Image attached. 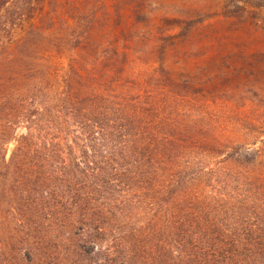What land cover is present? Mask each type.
<instances>
[{"label":"rangeland","instance_id":"obj_1","mask_svg":"<svg viewBox=\"0 0 264 264\" xmlns=\"http://www.w3.org/2000/svg\"><path fill=\"white\" fill-rule=\"evenodd\" d=\"M17 16L0 10V69L16 56L28 76L50 71L51 95L64 105L39 121L36 139L52 136L74 159L65 167L44 154L36 161L32 146L19 150L41 114L1 97L17 80L0 88V264H177L169 226L223 214L213 197L237 195V180L248 179L236 166L264 170V0H45L26 21ZM71 69L83 72L78 82L66 78ZM135 104L146 123L125 137L137 146L130 167L115 169L110 152L126 147L115 140L117 115ZM157 124L170 140L153 137ZM227 154L240 162L225 164L219 181L180 183L187 195L173 180ZM257 246L232 264H264Z\"/></svg>","mask_w":264,"mask_h":264},{"label":"trees","instance_id":"obj_2","mask_svg":"<svg viewBox=\"0 0 264 264\" xmlns=\"http://www.w3.org/2000/svg\"><path fill=\"white\" fill-rule=\"evenodd\" d=\"M41 1L45 0H0V10H9L10 8L16 9L18 12V19L24 22L27 19L29 11L33 9V6L39 4ZM31 26L32 29H36L38 27L34 24V22H31ZM30 31V29L26 28V34ZM26 59L30 61V59L36 58L29 56L26 57ZM22 60L23 57L18 59V57L13 56L10 58L9 62H5L3 64L4 68L0 69V88L7 86L11 80H17L16 83H13L14 85H18L14 88V90H8L6 93L2 92L1 97L4 98V100L12 99L30 102L34 105V109H36L37 113L41 114V117L37 120H32L37 124V128L35 124L31 126L29 125V132L22 135L17 148L22 150L27 146H32L35 153L39 154L36 161H40V159L45 155L46 159L50 162H63V165L66 167V164H69V159H74V157L67 158L65 156L62 148L63 144L61 142L53 139L52 136H46V139L42 140L36 139V136H39L38 133H40L38 131L39 121L46 119L52 122L56 112L61 111L60 107L64 105V102L60 100L61 94L59 96L51 95V88L47 85L46 80L50 74L49 70L41 69L40 71L44 74L41 76H28L26 72L18 70V61ZM45 60L46 58L39 59V66L42 64L47 68L51 67L50 63L45 62ZM26 76L27 78L32 77L34 80L26 81V78L20 82V80ZM78 77L82 78L83 72L78 69L73 72L71 69V73L66 78L71 81L78 82ZM36 79H38V82ZM39 81H45L46 83L39 85ZM92 89L97 94L99 93L97 88L93 87ZM63 100H65V102L69 101V99L66 98H63ZM113 102L115 104L112 109L116 111L119 109L118 105H120L121 101L117 100ZM72 103L70 107H67L75 110L76 107ZM141 109V105L138 106L135 104L132 110L129 111L125 109L126 114L117 115V117H119L118 120L121 121L120 126H118V130L122 131L115 137V140H119L118 137H122V140L120 141L126 142V147L124 149L110 152L116 155L111 157V159L115 162V169H119L121 167L128 168V166L130 167L126 160L129 153L132 150H136L137 146L136 144L129 143L130 140L134 142L132 138L125 137L133 134V127L136 128V123L142 122V125H145V119H139L137 117V113L132 112H142L143 110ZM133 114L135 116H133ZM160 122L162 123V121ZM48 126L51 128V125ZM124 129H128V131L124 132ZM153 129L154 134L152 135L153 137L156 135L158 140L160 139L162 142H167V140L171 139V134H167V132L161 134L162 131L160 130V126L158 124L154 125ZM148 137L152 138L151 135ZM140 148L143 151V147ZM92 151L93 153H98L99 150H96L95 148V150L93 149ZM90 153L91 152L88 151L86 155H89ZM16 156L17 153L12 157V161L16 159ZM79 160L80 159L77 158L76 162H79ZM135 161L140 162L141 159L137 158ZM237 161H239V159L236 155L227 154L218 160L217 165H204L199 166L198 168H193L191 166L189 168H182L173 180L180 185L181 191H184L187 195H189V188H182L181 184L192 183L193 178L196 179L204 174H209L214 180L219 181L220 170L226 172L229 169L225 164L232 165ZM248 168L249 166H245L244 164L236 166L238 171L236 174L238 176H246L248 178L247 180H237L239 181L238 189L240 190L237 191V195L230 193V198H227L225 194H222V198L213 197L221 207L223 214L214 213L213 216L204 218V221H202L199 215L201 214L200 212L198 214L199 219L196 221L184 220L181 217V219L178 218L177 221L169 226L171 234L176 235L174 243L178 244V248L176 250L177 254H175V251H170V259H176L177 264H232L234 257L236 255H241L240 251L242 248L248 249L253 253V247L257 245H262L264 247V170L258 172L254 169L252 170ZM133 172L137 174L134 177H138V175L144 173L142 169H138L131 170V172L125 174L126 176H130ZM235 180L236 179H234V181ZM226 183H228L229 186L231 185L227 181ZM179 197L180 195L176 196L177 199ZM256 255H260V253L257 252ZM165 264H169L168 260Z\"/></svg>","mask_w":264,"mask_h":264}]
</instances>
